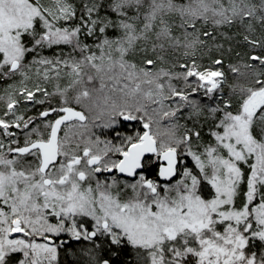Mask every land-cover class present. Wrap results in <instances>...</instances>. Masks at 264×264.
I'll return each mask as SVG.
<instances>
[{"label":"snow or ice","instance_id":"6c2138e0","mask_svg":"<svg viewBox=\"0 0 264 264\" xmlns=\"http://www.w3.org/2000/svg\"><path fill=\"white\" fill-rule=\"evenodd\" d=\"M0 264H264V0H0Z\"/></svg>","mask_w":264,"mask_h":264},{"label":"trees","instance_id":"16d2710c","mask_svg":"<svg viewBox=\"0 0 264 264\" xmlns=\"http://www.w3.org/2000/svg\"><path fill=\"white\" fill-rule=\"evenodd\" d=\"M62 259H68V260H71L70 257H62Z\"/></svg>","mask_w":264,"mask_h":264}]
</instances>
